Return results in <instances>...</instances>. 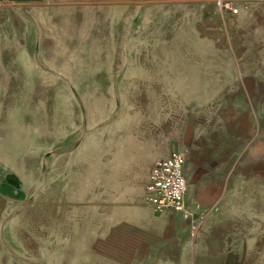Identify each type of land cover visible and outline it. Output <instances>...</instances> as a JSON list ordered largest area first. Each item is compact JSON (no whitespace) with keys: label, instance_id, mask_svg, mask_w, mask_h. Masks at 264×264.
I'll list each match as a JSON object with an SVG mask.
<instances>
[{"label":"rangeland","instance_id":"374dc122","mask_svg":"<svg viewBox=\"0 0 264 264\" xmlns=\"http://www.w3.org/2000/svg\"><path fill=\"white\" fill-rule=\"evenodd\" d=\"M233 1L0 0V264H134L152 164L218 137L206 238L264 264V105L238 91L264 0Z\"/></svg>","mask_w":264,"mask_h":264},{"label":"crops","instance_id":"0c3cea01","mask_svg":"<svg viewBox=\"0 0 264 264\" xmlns=\"http://www.w3.org/2000/svg\"><path fill=\"white\" fill-rule=\"evenodd\" d=\"M238 71L242 105H264L262 69L255 63L249 69L239 65ZM223 142L218 137L202 145L194 140L183 144L184 150L180 151L186 156L185 173L189 182L187 206L190 214L177 210L156 212L144 200L146 206L137 212L134 223L136 239L130 251L134 254V264H256L255 258L242 254L237 247L231 245V249L222 251L216 243L208 242L206 238L220 219L221 213L218 211L225 198L226 184L221 183L225 167L219 155L215 162L210 160L205 163L204 157L215 156L220 150L217 143ZM172 150L177 149L169 148L165 154ZM194 223L198 224L196 230L193 229Z\"/></svg>","mask_w":264,"mask_h":264},{"label":"built area","instance_id":"2783aa9c","mask_svg":"<svg viewBox=\"0 0 264 264\" xmlns=\"http://www.w3.org/2000/svg\"><path fill=\"white\" fill-rule=\"evenodd\" d=\"M217 6L237 13L239 7L233 0H217ZM185 153L172 150L168 155L157 158L144 183L143 198L154 211L164 212L177 210L189 215L187 193L189 182L185 173ZM197 223L193 229H197Z\"/></svg>","mask_w":264,"mask_h":264}]
</instances>
